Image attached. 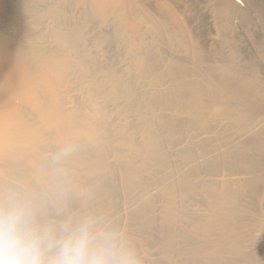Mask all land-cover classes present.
<instances>
[{
    "label": "bare ground",
    "instance_id": "obj_1",
    "mask_svg": "<svg viewBox=\"0 0 264 264\" xmlns=\"http://www.w3.org/2000/svg\"><path fill=\"white\" fill-rule=\"evenodd\" d=\"M212 1L221 31H230L235 19L241 24L247 23V13L256 11L264 25V8L259 0ZM76 2L79 12L77 16L70 15L69 9ZM130 2L0 0V190L14 186L27 191L36 199L46 220L57 216V221H77L96 214V220L107 221L109 213L118 209L116 192L121 189L118 193L125 199L123 204L127 202V208H136L131 217L138 219V233L145 232L149 224L159 223L164 236L162 242L166 244L160 245L164 259L153 260L155 264H163L166 259H171V264H187L183 260L176 261L179 257L174 248L176 241L184 247L193 237L203 236L207 228L223 227L234 213L230 206L234 201L225 189H215L222 186L214 187L206 180V177L216 176L212 171L202 173L200 181H184L185 175L203 172L198 169L199 163L211 157L242 163L246 157L238 151L264 146V76L256 71L258 74L244 75L233 68L230 74L223 76V83H219L213 73L190 81L186 68L177 65H170L159 76L154 75L156 59L148 52L155 44L169 45L171 36L164 21L153 19L149 11H142L140 5ZM239 5L244 9L240 10ZM157 8L175 18L164 3H159ZM91 20L102 25L114 22L111 37L129 51L132 62L126 74L115 70L110 60L100 63L97 56L86 49L88 44L101 48L112 42L108 33L93 37L92 41L86 39ZM150 21V34L155 40L144 46L139 40L142 23ZM182 37L186 40L185 30ZM231 50V58L236 60L238 55L232 45ZM255 54H263L260 42L256 43ZM196 55L198 58L194 57L193 61L200 65L202 57ZM254 64L252 60L251 65ZM163 77L173 85L162 91L144 90L145 86H150L149 79L152 78L151 84L156 87ZM74 86L82 91L80 98L71 97ZM112 104L114 110H108ZM176 108L184 113L165 114ZM159 109L162 113L155 114ZM212 117L228 120V128L224 129L232 132L222 139L220 134L201 139L196 147H209V150L187 164L188 173L184 174L187 170L179 168L172 171L163 152L164 143L169 142L161 136L164 133L168 138L179 135L184 140V135L191 132L188 136L194 141L196 131L199 132L197 138L215 132ZM119 118L121 125L116 126ZM252 163L251 172L237 168L228 176L255 173L256 165ZM170 171L176 174L175 180L172 177L174 181L166 176L172 175ZM151 186L156 187L154 193L149 190ZM199 187L210 190H202L208 196L203 210L210 214L189 218V226L185 214L180 221L184 213L180 210H183L184 198ZM215 191L220 196H215ZM218 199L221 200L219 205L216 204ZM158 202L162 204L159 205L160 216L157 214L160 209L155 206ZM76 208L80 211H75ZM178 222L179 226L186 227L179 228ZM212 235L217 236L218 232ZM124 238L122 242L134 251V238ZM216 242L221 239L217 238ZM172 254L173 258L169 256Z\"/></svg>",
    "mask_w": 264,
    "mask_h": 264
},
{
    "label": "rangeland",
    "instance_id": "obj_2",
    "mask_svg": "<svg viewBox=\"0 0 264 264\" xmlns=\"http://www.w3.org/2000/svg\"><path fill=\"white\" fill-rule=\"evenodd\" d=\"M130 1V3H133L135 6L140 5V9L142 11H149L153 16V19L155 18L156 20L164 21L165 25L168 28L166 31H168L171 36V43L169 45L155 44V46L152 47L151 52H148V55L156 59L157 68H155L156 70L154 72V75L159 76L170 65H177L186 68L188 72L187 80L190 81H192L193 78L200 79V77L207 76L208 74L213 73L217 76L218 82L223 83V76L230 74L233 68L237 69L241 74L244 75L245 73H259L261 76H264V25L263 18L257 11L256 13H247V23L241 24L238 19H235L232 21L230 31H221L219 27H217V21L214 15V2L212 0ZM162 2L165 4V9L169 12H172V14L175 16L174 19L167 16L165 11L159 10L157 8L159 6V3L163 4ZM259 3L260 6L264 8V0H259ZM76 6L79 7V4H77V2L72 6V8L69 9L70 15L77 16L79 9L77 10ZM243 9L244 7H240V10ZM137 17L142 18L140 16ZM129 23H132V20L129 21ZM177 24L181 26V29H179ZM90 25L91 29L86 36L87 40L90 39L89 41H92L102 33H108L111 37L112 34L110 33H113L115 28L114 22H109L107 25H102L96 20H91ZM142 25L144 26L141 33V38L139 40H141L144 46H146V44H150L155 40L154 35L150 34V26L152 25V21L148 23L144 22L142 23ZM183 30H185L187 33L186 40L182 37ZM136 39L138 40V37ZM139 40L136 44H138ZM111 41L112 42L110 44H104L103 46H101V48H94L92 45L88 44L87 46L89 48L86 47V49H89L90 53L92 51L91 54L93 56L95 55L94 57L97 56L96 59H98L99 62L101 61L100 63L110 60L112 62L113 68H116H114L115 70L124 72L126 74L129 70V67H132V62L128 55L129 51H125L122 43L114 39V37H111ZM192 42L194 43L193 46H191ZM257 42H260L261 47H263L262 56L255 54V46ZM188 43H190V46H188ZM231 45L235 47V52L238 55V58L236 60H233L231 58ZM196 54H198L199 56L201 55L202 57L203 62L200 65L193 61V58L197 57ZM252 60L255 62L254 66L251 65ZM255 71L258 73H256ZM151 79L147 81L148 83H150V86H145L144 90L162 91L168 89L173 85V83L170 82L167 77H163L160 80L159 86L154 87L151 84ZM202 82L204 84L207 83V81L205 82V80H203ZM73 88L74 91H72V93H74L70 94L71 97L80 98L82 96V91L77 86H74ZM76 93L78 95H76ZM114 108L115 106L112 104V106L110 105L108 107V110H114ZM182 112L183 111H178V108H176L175 111L165 112V114L168 115L169 113H177L179 115H182ZM158 113H162V111L159 109L155 112V114ZM120 119L121 118L115 121L116 126L121 125ZM211 119V123L215 128V132L203 136L201 135V137L199 136V138H197L199 132L196 131L197 135L195 132H192V135H196L195 138L197 140L194 139V141H192V137L188 136V134H191V132H188L184 135V140L179 135H175L173 136V138H168V136L164 133L165 135L163 134L161 136L163 140L164 138H166L169 142H165V145L163 144V152L167 154V162L171 166L172 171H177V168L181 169V171L185 169L187 170V168H189L187 164H191L198 157L204 155L209 150V147H196L198 141H201V139H205L206 137H214V135L217 134H220L221 136L219 138L222 139L232 132L224 129L225 127L228 128V120L222 119L221 117L220 119L217 117H212ZM138 140L140 139L138 138ZM189 142L197 143L195 145H191ZM190 145L191 150L187 152L186 149ZM184 150L185 153L183 152ZM181 151L183 152V154L180 155V153H182ZM238 152H243L245 155L244 157H246L242 163H239L236 160L232 159L224 162L221 159H213L211 157L199 163L198 169L202 170L203 172L198 173V175L196 173H194L193 175L191 174L192 177L190 176V174L189 176L185 175V177H187L185 178L186 180L184 179V181H200L203 177L202 173L206 171H212L216 176L206 177V180L212 182V185L214 187L222 186L221 188L215 187V189H225L227 191L229 197H231L234 201V205H230L231 207H233L234 213L230 216V218L229 216H227V219L229 218V220L225 221L223 227L218 228L214 225L207 228V231L202 233L203 236L201 235L197 238L193 237L192 241L187 246L182 247L176 241L174 248L179 252V257L176 259L177 262L183 260L186 261L187 264H264V146L258 145V147L254 146L245 149L244 151ZM252 161H254L256 165L255 173L243 174L236 177L228 176L231 175L232 172L237 168L245 169L247 172H251L250 162L252 163ZM169 173H171L172 175L166 174V176H171L170 180L174 181L176 174L171 171ZM186 173H188V170L184 174ZM194 175H196V177H193ZM172 177H174V180L172 179ZM117 183L118 182H116V186L120 188ZM224 185H226L227 187H223ZM154 189H156V187L149 188L152 193H154ZM202 190L210 191L208 189H201V187H199L195 189V193L191 192L192 195L191 193H189L191 196L189 194V196H186L189 197L188 199H186V197L184 198L185 201L182 206L183 210H180L184 213L181 212L182 216L180 221H182V217L184 216L183 214H185L184 218H186V216L188 217V219L186 218L185 220L188 221L189 226L191 225V223L189 222V220L191 219L189 218H193L197 215L208 216L210 214V211L203 210L205 209V207H207L206 197L208 196L204 195L202 193ZM118 192L121 193V189L117 190L116 192V197H118L116 198L118 203V209L115 208L117 209L115 210L116 212H110L107 221H100L102 218H98L99 220H96V214L91 215L92 218L96 220L97 225L101 229L114 232L118 235L119 238L122 237L121 239H123L124 237H133V240L137 245V247H135L136 245L133 246V248H135L134 252L140 264H149L151 260L152 262L150 264H155L158 261L160 262L164 257L162 256L160 250L166 244V241L162 242V238H164V236L159 230V223L154 222L153 224H151L153 228L149 226L150 224L145 228L144 226H142L146 231L138 233V227L136 226L139 224L138 219L135 220L133 217L132 220L131 217V213L134 212L136 208L135 206H133L134 208L131 207V209L130 207L127 208L128 203L126 202V205L123 204V202H125L123 201L124 198H122L121 194H119ZM215 194V196H220L218 191H215ZM218 201H216V204L219 205L221 203V200L218 199ZM121 203L123 204L124 208H122L123 206L121 205ZM158 203L155 204V206L157 210H160L157 211L159 213H156L158 215H161V208H159V205L161 203ZM160 206H162V204ZM76 209L75 211H80L79 208ZM56 217L48 220L57 223L62 222V220L57 221ZM205 219L206 218H204V220ZM143 222H146V220H143ZM143 222H140L141 225L144 224ZM179 223L180 222H178L177 224L179 228L180 226L186 227V225L181 224L179 226ZM188 230L190 231L192 230V228L190 227L188 228ZM214 231L218 232L217 236L212 235ZM146 232H149L150 234H147ZM145 238L147 239V241H145ZM217 238L221 239V242H216ZM123 240L126 241L125 238ZM158 242L160 244H158ZM157 244L159 245V247L157 246ZM160 245L162 247H160ZM156 246L158 247L157 251L159 249L158 252L156 251V248H154ZM181 249L182 251H180ZM189 250L196 252L198 255H192ZM159 252L161 253V255H159ZM151 255H153L154 257ZM155 255H159L158 257L160 260H158ZM172 255L169 256L173 258L174 255ZM153 260H155L156 262ZM171 263V259H166L163 261V264Z\"/></svg>",
    "mask_w": 264,
    "mask_h": 264
},
{
    "label": "clouds",
    "instance_id": "obj_3",
    "mask_svg": "<svg viewBox=\"0 0 264 264\" xmlns=\"http://www.w3.org/2000/svg\"><path fill=\"white\" fill-rule=\"evenodd\" d=\"M0 264H140L135 252L91 217L53 222L36 199L0 190Z\"/></svg>",
    "mask_w": 264,
    "mask_h": 264
}]
</instances>
